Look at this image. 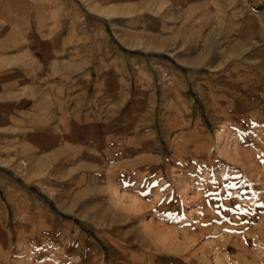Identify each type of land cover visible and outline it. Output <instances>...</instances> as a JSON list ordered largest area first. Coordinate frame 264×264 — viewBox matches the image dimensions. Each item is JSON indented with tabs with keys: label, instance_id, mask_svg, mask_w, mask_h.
I'll return each instance as SVG.
<instances>
[{
	"label": "rangeland",
	"instance_id": "374dc122",
	"mask_svg": "<svg viewBox=\"0 0 264 264\" xmlns=\"http://www.w3.org/2000/svg\"><path fill=\"white\" fill-rule=\"evenodd\" d=\"M264 0H0V264H264Z\"/></svg>",
	"mask_w": 264,
	"mask_h": 264
},
{
	"label": "bare ground",
	"instance_id": "6f19581e",
	"mask_svg": "<svg viewBox=\"0 0 264 264\" xmlns=\"http://www.w3.org/2000/svg\"><path fill=\"white\" fill-rule=\"evenodd\" d=\"M258 235L264 236V226L262 229L259 230Z\"/></svg>",
	"mask_w": 264,
	"mask_h": 264
}]
</instances>
